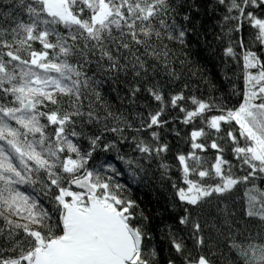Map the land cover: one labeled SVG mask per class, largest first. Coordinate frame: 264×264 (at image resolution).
Listing matches in <instances>:
<instances>
[{
    "label": "snow or ice",
    "instance_id": "6c2138e0",
    "mask_svg": "<svg viewBox=\"0 0 264 264\" xmlns=\"http://www.w3.org/2000/svg\"><path fill=\"white\" fill-rule=\"evenodd\" d=\"M226 2L229 14L223 20L235 22L229 31L239 33L247 22L258 46L253 51L241 36L224 49L226 57L243 63L238 106L186 97L183 91L166 98L159 84L144 89L150 101L145 107L151 109V102L156 107L136 113L138 123L111 111L101 117L85 106L89 90L102 99L95 90L101 81L88 75L93 65L114 75L131 72L146 83L149 68L157 67L151 57L163 60L174 77L165 41L183 45L186 25L201 10L214 13ZM258 11H264V0H0V264H159L157 249L146 244L152 217L125 195L129 185L116 179L124 173L108 160L90 167L101 148L118 152L128 129L136 133L132 143L140 156L117 155L115 161L131 170L137 184L148 177L153 161H160L162 177L168 173L165 135L189 145L175 155L180 183L172 184L173 206L178 203L183 213L174 217L175 224L187 235L169 227L166 236L181 264H213L202 254L201 217H212L213 227L230 234L255 229L246 244L234 239L231 247L243 264H264V187L256 184H264V17ZM140 91V86L130 89L133 103ZM172 111L179 113L175 119L168 115ZM109 119L117 126L105 123L99 134L85 131ZM197 120L200 127L193 126ZM177 123L191 131L181 137ZM108 132L120 139L104 143ZM209 150L214 158L204 155ZM242 184L251 186L236 213L226 200ZM189 241L195 254L187 250Z\"/></svg>",
    "mask_w": 264,
    "mask_h": 264
},
{
    "label": "trees",
    "instance_id": "16d2710c",
    "mask_svg": "<svg viewBox=\"0 0 264 264\" xmlns=\"http://www.w3.org/2000/svg\"><path fill=\"white\" fill-rule=\"evenodd\" d=\"M228 3L216 7L213 13L209 9L208 14L205 15L201 10L199 16L195 18L192 24L186 25L190 31L185 37V43L182 45L179 42L165 41L168 46L170 55L168 57V69L174 72L175 76L170 77L168 70L164 66L163 60H155L149 57L152 64H156L155 69L149 68L150 77H145L144 81H137L134 79L131 72H120L117 75L112 73H105L92 66V70L88 72L89 76H93L101 84L95 89L99 91L101 100L97 101L92 90H89V98L84 101L85 106L91 105L99 112L101 117H104L108 111H111L117 116L123 115L128 121L138 117L136 113L146 112L155 109V102H151V109L145 106L150 103L147 92L144 90L152 84H159L165 93V96L183 91L186 97H197L199 99L209 100L217 104H223L228 108L238 106L242 99L241 93L244 90V70L242 60H236L224 55V49L228 46L230 40H238L243 36L245 44L253 51L258 50V46L253 45L252 38L255 35V30L244 22L241 32H230L229 29L235 27V22L224 21L223 17L228 15ZM251 10V9H249ZM235 15L236 13H232ZM258 16L264 17V11H258ZM219 37V38H218ZM236 52L240 54L239 47ZM76 63L75 60L71 61ZM255 71V70H253ZM235 85V91L233 90ZM133 86H140L141 91L137 93L135 102H132L130 89ZM185 106L191 107L190 103ZM212 114H218L213 112ZM171 118L175 119L179 113L172 111L169 113ZM109 127L117 126L116 121L111 119L98 124L95 129L86 128L85 131H95L99 134V130L104 127V124ZM123 128V124L119 125ZM200 127V121L197 120L193 125ZM176 127L181 130V137L185 136L187 132L191 131V127H185L177 123ZM79 130V129H78ZM132 129H128L123 133L127 138V142L117 144L119 151L113 150L111 152H104L102 148L95 154V159L91 162L90 167H97L104 160L115 162L117 167L124 173L122 177H117V181L121 184H127L130 187V192L125 195H130L135 199L140 207L145 211V214L152 217L148 222L147 231L151 236L150 240L146 241L149 248L157 249L158 255L156 260L159 264H166L167 259L174 258L176 264H181V258L170 248L169 242L166 238L169 227L177 231V235L186 236V231L179 230V226L175 224L174 217L183 214L181 207L176 203L174 205L173 199V182L180 183V171L178 162L175 160V155L178 152L189 151V145L185 143L184 139L177 138L172 135H165V141L169 143L170 151L165 155L163 162L167 163L169 171L162 177V169L158 167L160 161H153L149 169L148 177L141 183L137 184L131 181L129 177L130 169L124 163L115 161L117 155H123L126 158L133 160L140 156V153L134 150L132 137L135 135ZM145 137L147 133L143 134ZM120 139V134L111 132L105 133L104 143L116 141ZM87 142H84V148L87 149ZM208 158H214V151L209 150L206 154ZM229 159H232L230 154H227ZM147 166V162H144ZM243 175V172L240 173ZM211 182V181H210ZM257 186L264 187L260 180L256 181ZM251 185H239L230 194L226 200V204L232 211L240 213L243 210L244 193ZM22 191H31L26 185L18 186ZM73 191H79L71 186ZM46 204L49 202L46 200ZM224 206V205H221ZM196 214L195 212L193 213ZM239 220V216L237 217ZM201 223L204 225L203 235L205 237V246L202 254L209 256L213 264H243L241 257L238 255L236 249L231 247L233 240L236 243L246 244V237L249 235L255 236L256 230L253 232L240 235L238 232L230 234L226 228L219 231V225L213 227L212 217H201ZM254 242H259L254 240ZM187 250L192 249L191 241L188 242Z\"/></svg>",
    "mask_w": 264,
    "mask_h": 264
},
{
    "label": "water",
    "instance_id": "95a60500",
    "mask_svg": "<svg viewBox=\"0 0 264 264\" xmlns=\"http://www.w3.org/2000/svg\"><path fill=\"white\" fill-rule=\"evenodd\" d=\"M73 187L75 188V189H77V190H79L80 191V189H78L75 185H73Z\"/></svg>",
    "mask_w": 264,
    "mask_h": 264
}]
</instances>
